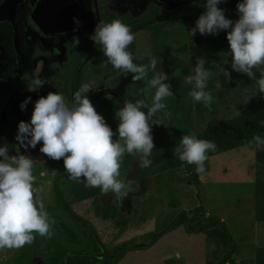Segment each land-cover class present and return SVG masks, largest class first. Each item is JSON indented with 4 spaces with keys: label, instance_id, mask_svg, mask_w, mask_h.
<instances>
[{
    "label": "rangeland",
    "instance_id": "obj_1",
    "mask_svg": "<svg viewBox=\"0 0 264 264\" xmlns=\"http://www.w3.org/2000/svg\"><path fill=\"white\" fill-rule=\"evenodd\" d=\"M195 1L197 0H185L182 4ZM132 4L133 8L129 9L127 4L120 3L117 17L128 12L131 17L140 18L149 5L156 7L161 13H167L179 5L173 0H133ZM184 45H187V49L180 51ZM84 46H87L86 42L79 44V47ZM128 51L136 54L138 59L150 56L146 31H139L135 35V41ZM229 52L218 48L216 39L211 35H204L198 41L190 43L181 25L170 30L169 52L156 59L157 71L163 70L168 75L166 83L171 84L173 95L163 101L166 105V122L165 127L153 135L155 149L152 165L141 169L137 156L125 154L118 179L134 181L131 185L134 190L126 198H117L110 192L107 195L100 194L97 202L87 200L71 203L72 210L94 226L106 248L146 245L149 233L155 231L156 224L180 210H186L193 219L209 216L222 220L236 242L233 259L237 264L241 260L254 258L256 248L264 247V224L254 220V184L256 180L264 181V149L258 148L255 143H247L209 157L205 162V172L198 174L200 184L197 187L187 181L189 171L196 170V166L178 165L177 155L173 152L182 135L193 133L197 137L210 119L204 113V104L195 102L189 95L192 85L187 83L186 77L194 75L197 60L203 58L204 68L213 74L207 81L205 91L212 95L216 108L214 117L218 120L238 116L253 98L264 95H256V85L246 74L231 69ZM225 70L231 72L230 80L226 78ZM79 73L83 83L91 84L93 89L87 96L106 122L114 118V113L108 106L101 105L103 101L113 99L120 106L125 101H137L138 92L148 87V80L155 74L150 72L145 80L133 83V74L124 76L118 72L107 62L103 53L86 59ZM76 78L80 79V76L73 80ZM51 80L52 77H48L43 87L36 86V98L47 96L49 92L60 93L63 84L56 86L52 82V86ZM217 84H220L219 88L216 87ZM145 92L152 98L155 90ZM70 94L63 95L69 104ZM114 139H118V135ZM40 147L38 144L35 149L29 147L21 153L33 159L36 190L34 198L43 200L50 219L54 221L50 227V239L68 250H80L84 248L81 233L84 226H76L68 218L57 204L52 191L54 175L61 169L63 159L56 161L48 158L39 151ZM257 154L260 160H256ZM59 187L65 199L70 201L66 179L59 181ZM97 207L113 208L111 219L104 220L98 216ZM197 208L201 211L196 212ZM38 237L40 236L36 234L35 239ZM159 240V243L157 241V244L154 243L145 250L118 253L113 264L206 263L208 249L204 232L188 234L183 227H178ZM33 244L34 242L20 249L0 250V264H44L47 251L26 253ZM48 249L49 247L46 250ZM175 255L180 256L179 259H172Z\"/></svg>",
    "mask_w": 264,
    "mask_h": 264
},
{
    "label": "clouds",
    "instance_id": "obj_2",
    "mask_svg": "<svg viewBox=\"0 0 264 264\" xmlns=\"http://www.w3.org/2000/svg\"><path fill=\"white\" fill-rule=\"evenodd\" d=\"M222 2L206 0V11L189 34L217 35L227 31L231 69L254 81L256 95L264 94V0H241L237 4L239 19L235 22L226 18L224 9L218 6ZM73 20L76 32L82 22L77 17ZM90 39L101 45L103 56L114 69L124 76L133 74V83L145 80L150 72L155 73L143 90H155L151 103L125 101L115 113L119 123L114 132L87 96L93 89L91 84L83 83L74 93L71 104L62 94L49 92L35 102L30 122L19 123L16 140L25 149L42 144L39 149L42 154L56 161L63 159L70 179L86 187L99 188L105 195L111 192L124 199L134 190L131 186L134 181L118 179L123 157L125 154L137 156L141 169L152 165L155 149L152 126L164 125L157 114L166 108L163 101L173 95L172 86L166 83L168 75L163 70L157 71L155 57L148 64L134 63L135 57L128 48L135 41V34L120 20L98 23ZM72 43L78 47L79 36L74 35ZM204 62L203 58L197 60L194 75H188L186 80L192 85L191 98L210 109L212 95L205 89L213 74L204 68ZM225 76L230 80L231 72L225 70ZM34 83L43 87L45 81L37 77ZM30 100L29 97L21 103V110L26 109ZM117 133L118 139H114ZM250 143L264 149V137L258 134L253 135ZM216 148L214 141L187 133L182 135L173 152L181 162L195 165L197 174H203L207 154ZM0 158V250L30 245L36 234L50 237L54 221L43 200L34 198L33 159L24 154L10 156L6 146H0Z\"/></svg>",
    "mask_w": 264,
    "mask_h": 264
},
{
    "label": "trees",
    "instance_id": "obj_3",
    "mask_svg": "<svg viewBox=\"0 0 264 264\" xmlns=\"http://www.w3.org/2000/svg\"><path fill=\"white\" fill-rule=\"evenodd\" d=\"M179 4L173 10L167 13H161L156 7L149 6L146 13L140 18H130L126 16L120 21L128 25L132 32L136 35L139 31H146L151 50L150 56L138 59L136 54L134 63L138 65L148 64L151 58H160L169 52L170 30L181 25L185 32L187 40L192 43L198 41L202 36L199 32L195 36H191L189 32L195 27L197 19L206 11V0H197L191 4L183 5L185 0H173ZM241 0H224L218 6L224 9L226 18L233 22L239 19L237 12V4ZM110 23V22H107ZM211 35V34H209ZM216 39V46L222 51H230L229 42L227 40V31H220L217 35H211ZM95 47V44L91 45ZM187 45L181 47L180 51H185ZM207 66L209 63L207 62ZM82 81L79 79L76 86L71 87V102L74 93L80 88ZM137 100H145L151 103V97L141 89L137 94ZM202 104V103H201ZM101 105L108 106L114 113V118L109 120L107 124L115 132L118 127V119L116 111L123 105H119L115 100L103 101ZM215 105L211 103L210 109L204 107V113L210 116L205 125L204 130L197 136L199 139L214 141L217 145L215 152H209L208 158L213 157L234 149L244 144L250 143L254 134L264 137V95L253 98L242 110V112L231 119L218 120L214 117ZM147 111L146 109H143ZM164 125H153L152 135L158 133L165 127L166 117L164 110L157 114ZM118 135V133H117ZM42 145V144H41ZM256 160H260V156L256 155ZM176 163L178 165L187 164L181 162L177 156ZM66 179L70 191V201L63 196L59 181ZM194 186H199L200 180L195 169L189 171L187 180ZM52 191L54 198L59 207L65 212L76 226L78 224L84 226L81 230L84 248L80 250H68L62 244L54 242L50 237H38L34 240L33 246L26 253L44 252L48 254L45 257L44 264H113L118 253H126L135 250H145L156 243L162 236L178 227H183L186 233L196 234L205 233L207 246V260L205 264H236L233 255L236 252V242L232 238L227 226L217 217L202 216L199 219L192 218L186 210H180L169 214L162 222L156 224L155 231L149 233V241L144 246H115L108 249L102 243L94 226L78 216L71 208V203H80L87 200L97 202L98 197L102 194L99 188L86 187L84 183L74 181L67 175L64 164L53 178ZM113 208L97 207V215L104 220L111 219L113 216ZM199 208L196 212H200ZM254 220L256 223L264 224V181L256 180L254 184ZM49 247L48 250H46ZM21 264H28L22 262ZM239 264H264V247H257L254 258L251 260H241Z\"/></svg>",
    "mask_w": 264,
    "mask_h": 264
},
{
    "label": "flooded vegetation",
    "instance_id": "obj_4",
    "mask_svg": "<svg viewBox=\"0 0 264 264\" xmlns=\"http://www.w3.org/2000/svg\"><path fill=\"white\" fill-rule=\"evenodd\" d=\"M132 1L13 0L5 4L7 0H0V146H6L9 154L17 155L25 150L16 135L21 121L30 122L28 119L39 99L36 98L34 79L46 81L52 77V86V82L56 86L63 84L59 88L60 94L70 93L79 80L73 78L80 76L82 81L79 73L82 63L94 54L102 53L101 45L90 39L96 25L130 16L125 12L117 17V11L122 2L132 9ZM55 2L65 8L68 6L66 13L71 14L63 25L50 21L54 13L50 5ZM73 17L82 22L76 32L73 31L76 27ZM74 35L79 36L80 44L86 42L87 46L74 47ZM29 97L31 100L26 109L21 110V103Z\"/></svg>",
    "mask_w": 264,
    "mask_h": 264
},
{
    "label": "water",
    "instance_id": "obj_5",
    "mask_svg": "<svg viewBox=\"0 0 264 264\" xmlns=\"http://www.w3.org/2000/svg\"><path fill=\"white\" fill-rule=\"evenodd\" d=\"M47 1H50V0H47ZM12 2H13V0H7V3H5V4H9ZM55 3H54V5H50V6H53V10H54V13L50 16V21L52 23H55V25L56 24H59V25L62 24L63 25L64 22H67L70 19L71 14L66 13L68 6H66V8H65V7L58 5L57 3L55 4Z\"/></svg>",
    "mask_w": 264,
    "mask_h": 264
},
{
    "label": "crops",
    "instance_id": "obj_6",
    "mask_svg": "<svg viewBox=\"0 0 264 264\" xmlns=\"http://www.w3.org/2000/svg\"><path fill=\"white\" fill-rule=\"evenodd\" d=\"M221 221H222V220H221ZM222 222H223V221H222ZM161 238H162V237H161ZM161 238H160V239H161ZM159 241H160V240H159ZM159 241H158L157 243H159ZM157 243H156V244H157ZM156 244H155V245H156ZM179 257H180V256L175 255V256H172V259H179ZM233 257H234V256H233ZM250 259H252V258H250ZM236 264H237V262H236Z\"/></svg>",
    "mask_w": 264,
    "mask_h": 264
}]
</instances>
